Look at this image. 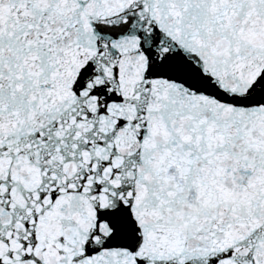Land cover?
Wrapping results in <instances>:
<instances>
[{
  "label": "snow or ice",
  "instance_id": "snow-or-ice-1",
  "mask_svg": "<svg viewBox=\"0 0 264 264\" xmlns=\"http://www.w3.org/2000/svg\"><path fill=\"white\" fill-rule=\"evenodd\" d=\"M0 264H264V0H0Z\"/></svg>",
  "mask_w": 264,
  "mask_h": 264
}]
</instances>
